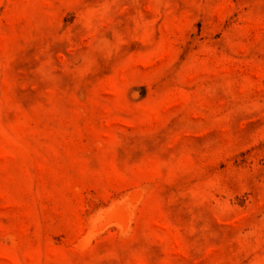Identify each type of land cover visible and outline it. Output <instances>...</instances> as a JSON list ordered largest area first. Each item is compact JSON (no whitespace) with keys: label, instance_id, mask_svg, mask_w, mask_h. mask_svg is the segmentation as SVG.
<instances>
[{"label":"rangeland","instance_id":"1","mask_svg":"<svg viewBox=\"0 0 264 264\" xmlns=\"http://www.w3.org/2000/svg\"><path fill=\"white\" fill-rule=\"evenodd\" d=\"M0 264H264V0H0Z\"/></svg>","mask_w":264,"mask_h":264}]
</instances>
